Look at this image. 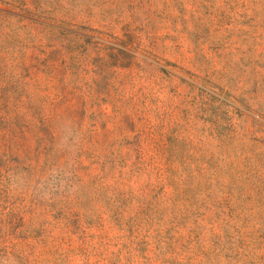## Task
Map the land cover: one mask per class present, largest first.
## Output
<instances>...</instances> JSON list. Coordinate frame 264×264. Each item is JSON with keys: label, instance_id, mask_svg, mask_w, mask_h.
<instances>
[{"label": "rangeland", "instance_id": "1", "mask_svg": "<svg viewBox=\"0 0 264 264\" xmlns=\"http://www.w3.org/2000/svg\"><path fill=\"white\" fill-rule=\"evenodd\" d=\"M0 264H264V0H0Z\"/></svg>", "mask_w": 264, "mask_h": 264}]
</instances>
